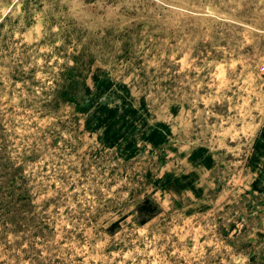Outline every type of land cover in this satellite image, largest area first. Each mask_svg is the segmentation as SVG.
Here are the masks:
<instances>
[{
  "label": "rangeland",
  "instance_id": "374dc122",
  "mask_svg": "<svg viewBox=\"0 0 264 264\" xmlns=\"http://www.w3.org/2000/svg\"><path fill=\"white\" fill-rule=\"evenodd\" d=\"M0 264H264V0H0Z\"/></svg>",
  "mask_w": 264,
  "mask_h": 264
},
{
  "label": "trees",
  "instance_id": "16d2710c",
  "mask_svg": "<svg viewBox=\"0 0 264 264\" xmlns=\"http://www.w3.org/2000/svg\"><path fill=\"white\" fill-rule=\"evenodd\" d=\"M144 221V220H143Z\"/></svg>",
  "mask_w": 264,
  "mask_h": 264
}]
</instances>
